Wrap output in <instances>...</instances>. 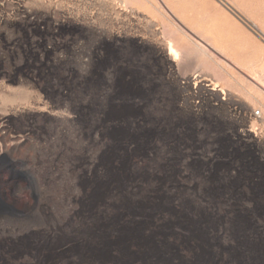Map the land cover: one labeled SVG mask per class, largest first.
Here are the masks:
<instances>
[{
	"label": "rangeland",
	"instance_id": "obj_1",
	"mask_svg": "<svg viewBox=\"0 0 264 264\" xmlns=\"http://www.w3.org/2000/svg\"><path fill=\"white\" fill-rule=\"evenodd\" d=\"M130 1L0 0V264H264L260 89L181 72ZM197 162L210 185L185 174ZM126 179L155 182L146 205L107 200ZM72 180L75 215L110 208L95 241L65 230ZM51 216L65 219L45 236Z\"/></svg>",
	"mask_w": 264,
	"mask_h": 264
},
{
	"label": "crops",
	"instance_id": "obj_2",
	"mask_svg": "<svg viewBox=\"0 0 264 264\" xmlns=\"http://www.w3.org/2000/svg\"><path fill=\"white\" fill-rule=\"evenodd\" d=\"M130 4H139L137 10L163 42L177 43L183 54L177 62L181 72L197 74L201 81L228 92L260 89L264 105V0H131Z\"/></svg>",
	"mask_w": 264,
	"mask_h": 264
},
{
	"label": "bare ground",
	"instance_id": "obj_3",
	"mask_svg": "<svg viewBox=\"0 0 264 264\" xmlns=\"http://www.w3.org/2000/svg\"><path fill=\"white\" fill-rule=\"evenodd\" d=\"M161 41V40H160ZM163 44V43H162ZM177 44V43H176ZM175 44V45H176ZM174 45V43L171 40H166V49L167 52L169 54V57H171V61H173L174 63L178 62L180 60V55L182 54V52H180L178 50V48ZM181 53V54H180ZM183 55V54H182ZM182 59V58H181ZM224 61V60H222ZM178 64V63H177ZM227 64V63H226ZM228 65V64H227ZM196 78V77H195ZM196 85V84H195ZM205 86V85H204ZM202 86V87H204ZM200 88V87H199ZM205 89V88H202ZM215 90V88H213ZM222 90V89H221ZM200 93V92H199ZM224 93V92H223ZM213 95V94H212ZM231 100V99H230ZM232 101V100H231ZM255 111V110H254ZM154 112V111H153ZM157 113V112H156ZM68 119V118H67ZM72 120V119H71ZM66 122V121H65ZM68 122V121H67ZM73 122V121H72ZM57 123V122H56ZM63 123V122H62ZM69 123V122H68ZM71 123V122H70ZM55 125V124H54ZM59 125V124H57ZM65 125V124H64ZM66 127V126H65ZM253 127V126H252ZM62 128V127H61ZM73 128V126L71 127ZM65 129V128H64ZM75 129V128H74ZM71 130V129H70ZM59 131V130H58ZM61 131V130H60ZM241 131V130H240ZM249 131H253L251 130H246V129H242V133L247 135ZM68 132V131H67ZM74 134V133H73ZM79 134V133H78ZM65 135V134H64ZM72 135V134H71ZM56 136V135H55ZM59 137V136H58ZM61 137V136H60ZM72 137V136H70ZM247 137V136H246ZM56 138V137H55ZM58 139V138H57ZM53 140V139H52ZM252 140V139H251ZM250 140V141H251ZM253 140H255L253 138ZM248 140V142H250ZM71 143V141H69ZM252 143V142H251ZM255 143V142H254ZM56 144V143H55ZM75 144V142H74ZM258 144V143H256ZM55 146V145H54ZM62 148V146H61ZM64 149V148H63ZM16 150V149H15ZM57 150V149H56ZM63 151V150H62ZM64 152V151H63ZM62 152V154H63ZM58 154V153H56ZM65 154V152H64ZM53 155V154H52ZM56 156V155H55ZM71 162V161H70ZM65 167V166H64ZM63 167V168H64ZM58 168V167H57ZM50 169V168H49ZM69 169V167H68ZM135 170V169H134ZM150 170V169H149ZM65 171V170H64ZM49 172V171H48ZM51 172V171H50ZM57 172V171H56ZM59 172V171H58ZM63 172V171H61ZM151 172V171H150ZM44 173V172H43ZM47 173V172H46ZM45 173V176H46ZM53 173V172H52ZM71 173V172H70ZM39 174V173H38ZM54 174V173H53ZM66 174V173H65ZM139 174V173H138ZM44 175V174H43ZM64 175V174H63ZM68 175V174H66ZM49 176V175H48ZM133 176V175H132ZM139 176V175H138ZM41 177V176H40ZM55 177V176H53ZM57 177V175H56ZM70 177V176H68ZM52 178V177H50ZM49 178V179H50ZM63 179V178H62ZM65 179V178H64ZM76 179V178H73ZM54 180V179H53ZM78 180V179H77ZM59 181V180H58ZM67 181V180H66ZM141 181V180H140ZM39 183V182H38ZM71 184H68V186L66 187V192L65 189H62L63 187V181L61 182V185L59 186V194L61 195H65L68 198V202L66 203V201H64L68 206H69V212L67 214V217L69 219V223L66 225L65 230L68 233L71 232H76V231H80L81 229L84 232V235L87 239H89L90 241H95L97 238L94 235V229L95 227L99 224L100 221V213L104 210V209H108L106 207L108 206H101V205H97L96 207L89 208V206H84L83 210L81 211L82 213L80 214V216L75 215V211L76 208L74 207L73 200H77L80 196H81V192H82V186L78 184V181L72 180L70 182ZM50 184V183H48ZM55 184V183H54ZM60 184V183H58ZM155 185V182H152L151 180L148 181H143V182H139L136 179H126L124 182V186H117L115 188L112 189V191L107 195V200L109 201H121L123 200L122 198H126L127 201L129 202H138L140 205H146L150 200L147 196V193L151 190V188H153ZM102 184H99V189L96 191H91L92 193V198L91 200H93V202H96V200H100L101 197L105 196V192L102 191ZM48 186H46L45 183V179L44 181H42V183L37 184V188H36V192H38V194H40L44 199L51 197L53 200L56 198L55 196V191H51L52 193H50V191L47 188ZM52 188V187H51ZM56 188V187H55ZM149 195V194H148ZM40 196V197H41ZM39 200V199H38ZM47 201V200H46ZM49 201V199H48ZM59 201V200H58ZM196 201V200H195ZM194 203V202H193ZM192 203V204H193ZM135 204V203H134ZM195 204V203H194ZM49 205V204H48ZM53 205V204H52ZM94 205V204H93ZM196 205V204H195ZM35 206L39 209H42L43 206L41 205L40 201H36L35 202ZM66 206V205H65ZM50 207V206H48ZM54 207V206H53ZM52 207V208H53ZM77 207V206H76ZM79 207V206H78ZM199 207V206H198ZM227 207V206H226ZM60 208V207H59ZM67 208V207H66ZM80 208V207H79ZM36 209V208H35ZM34 209V211H35ZM47 209V208H45ZM44 209V210H45ZM49 209V208H48ZM51 209V208H50ZM110 209V208H109ZM108 209V210H109ZM56 210V209H55ZM31 209H26L24 211H17L15 213H17L18 215H23L26 216L30 213ZM37 211V210H36ZM50 211V210H49ZM48 211V214H49ZM45 212V211H44ZM53 212V211H52ZM51 212V213H52ZM60 212V210H59ZM62 212V211H61ZM66 212V211H65ZM78 212V211H77ZM80 212V210H79ZM39 214V213H37ZM36 214V217H37ZM47 214V213H46ZM54 214V212H53ZM58 214V213H57ZM79 214V213H78ZM33 215V214H32ZM35 215V214H34ZM40 215V214H39ZM50 215V214H49ZM52 215V214H51ZM64 215V214H63ZM41 216V215H40ZM44 216V215H43ZM41 216V217H43ZM58 216V215H57ZM61 216V214H60ZM31 217V216H30ZM64 217V216H63ZM48 218V217H47ZM23 219V218H22ZM36 219V218H35ZM65 218H56L54 216V218L51 216L49 217V219H45L44 222H42L41 224L44 225V227L41 230L42 234L46 235H51V236H56V234H58V223H63ZM20 220V219H19ZM30 220V219H29ZM39 220V219H38ZM42 220V219H41ZM40 221V220H39ZM38 221V223H40ZM24 222V221H23ZM28 222V221H27ZM25 223V222H24ZM32 225V222H30ZM29 224V223H28ZM5 225V224H4ZM39 225V224H38ZM63 225V224H62ZM15 226V224H14ZM33 227V226H32ZM18 228V227H16ZM26 228H30V226H27ZM41 228V227H40ZM14 229V228H13ZM32 229V228H31ZM39 229V228H38ZM28 231H30L29 229H27ZM34 230V229H33ZM3 231V230H2ZM7 231V230H6ZM13 231V230H12ZM11 231V232H12ZM19 231V230H17ZM21 232V231H20ZM23 232V231H22ZM40 233V231H38ZM3 234V232H1ZM10 232H8L9 234ZM19 233V232H18ZM13 236L16 235V233H10ZM22 234V233H21ZM27 235V234H26ZM4 237V236H3ZM101 239V237H100ZM26 253V252H25ZM103 255V254H102ZM23 258H25L26 260H28L31 264H37L36 263V258L33 255H28V254H23ZM90 258V257H89ZM88 258L86 261H78L77 264H88L87 263ZM22 262V261H21ZM94 262V260H93ZM92 262V263H93ZM110 262V261H109ZM113 262V261H112ZM74 263V262H73ZM110 264H114L111 263ZM118 264V263H117Z\"/></svg>",
	"mask_w": 264,
	"mask_h": 264
},
{
	"label": "flooded vegetation",
	"instance_id": "obj_4",
	"mask_svg": "<svg viewBox=\"0 0 264 264\" xmlns=\"http://www.w3.org/2000/svg\"><path fill=\"white\" fill-rule=\"evenodd\" d=\"M192 167H193V169L188 168L187 172H185V174L192 178V180H193L192 183L194 185L202 184V185L208 186L211 184V180H209L208 178H202L201 179V177H200V175H201L200 165L198 164V162L195 164V166L192 165ZM214 173H215V170L214 169L211 170L210 174H214ZM191 200H197V199H191ZM197 201H199V200H197ZM199 202L201 205L203 204L201 201H199ZM196 211L199 213V208ZM200 215H204V214L201 213Z\"/></svg>",
	"mask_w": 264,
	"mask_h": 264
},
{
	"label": "built area",
	"instance_id": "obj_5",
	"mask_svg": "<svg viewBox=\"0 0 264 264\" xmlns=\"http://www.w3.org/2000/svg\"><path fill=\"white\" fill-rule=\"evenodd\" d=\"M254 113L259 114V111H256V112H254Z\"/></svg>",
	"mask_w": 264,
	"mask_h": 264
}]
</instances>
